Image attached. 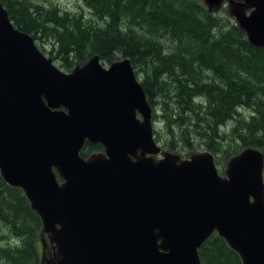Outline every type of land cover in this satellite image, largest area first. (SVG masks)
<instances>
[{"label":"water","instance_id":"95a60500","mask_svg":"<svg viewBox=\"0 0 264 264\" xmlns=\"http://www.w3.org/2000/svg\"><path fill=\"white\" fill-rule=\"evenodd\" d=\"M203 1H228L264 49V0ZM152 118L128 58L64 72L0 3V176L56 244L52 264H201L214 234L242 264H264L262 152L243 149L221 174L209 151H164ZM87 142L103 152L82 157Z\"/></svg>","mask_w":264,"mask_h":264},{"label":"trees","instance_id":"16d2710c","mask_svg":"<svg viewBox=\"0 0 264 264\" xmlns=\"http://www.w3.org/2000/svg\"><path fill=\"white\" fill-rule=\"evenodd\" d=\"M78 1L90 19L53 4L0 3L36 45L46 39L48 56L65 72L94 55L105 65L128 58L154 110L155 140L169 152L204 148L220 173L245 148L264 157V49L251 45L227 16L208 13L193 0ZM101 152V145L87 142L81 156ZM4 230L9 236L0 235V264H40V220L22 191L0 176ZM198 253L201 264H242L216 234Z\"/></svg>","mask_w":264,"mask_h":264},{"label":"rangeland","instance_id":"374dc122","mask_svg":"<svg viewBox=\"0 0 264 264\" xmlns=\"http://www.w3.org/2000/svg\"><path fill=\"white\" fill-rule=\"evenodd\" d=\"M30 1H32L35 4H40L41 6H44V7H46V5L53 4V5L57 6L60 10L66 11L68 13L69 12L70 13H79V12L83 11V13L85 15L87 14L88 18L90 19V14L88 13V11H86V9H84L83 5L78 0H30ZM193 2H195L196 4L201 6L203 8V10L208 12V13L218 14L221 16H227L234 23V20L229 15V10H228V8H229L228 3L229 2L228 1H224L222 4H220L218 6H209L203 0H193ZM45 43H46V39H42V40H40V42H38L37 47L39 46L38 48L43 49L44 50L43 54L45 56H48V52L50 51V47L48 46V44H45ZM54 64L58 67L57 61H55ZM241 112H243L244 114H247V111L242 110ZM163 132H164L163 137L165 138L166 133L164 130H163ZM182 147H183V144L179 143V148H182ZM163 150L169 152L167 149L163 148ZM204 151H207V150H205L204 148L195 147L194 149H192L190 151H184V152H183V150L178 149V150L174 151V153L178 154L182 159H187L192 154H196V153H200V152H204ZM232 157H234V156H232ZM228 161H227V163H228ZM227 163H226V165H227ZM225 169H226V166H225L224 170ZM223 173H221V174H223ZM40 234H41L40 242L38 245L40 264H52L53 262H55L56 254L58 253L56 244L50 243L48 237L46 235L42 234V232H40ZM0 235H2L4 237L3 238V240H4V239L8 238L9 233L4 230V231H0ZM11 240L16 242L12 238L9 241L11 242ZM12 244H13V242H11V245Z\"/></svg>","mask_w":264,"mask_h":264},{"label":"flooded vegetation","instance_id":"af4514ba","mask_svg":"<svg viewBox=\"0 0 264 264\" xmlns=\"http://www.w3.org/2000/svg\"><path fill=\"white\" fill-rule=\"evenodd\" d=\"M102 153V152H101Z\"/></svg>","mask_w":264,"mask_h":264}]
</instances>
